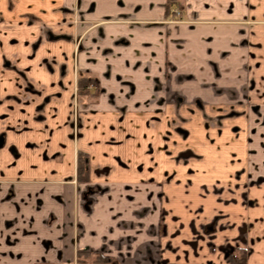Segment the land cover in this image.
<instances>
[{"label":"crops","instance_id":"1","mask_svg":"<svg viewBox=\"0 0 264 264\" xmlns=\"http://www.w3.org/2000/svg\"><path fill=\"white\" fill-rule=\"evenodd\" d=\"M76 2L0 0L18 69L39 65L25 49L42 25L75 35ZM80 3V77L93 79L80 104L72 69L28 72L38 93L19 103L11 96L25 78L0 63L1 169L41 187L69 178L77 251L110 258L78 264H232L238 247L245 264H264V182L250 169L262 139L251 128L264 123V0ZM63 45L73 67L74 42ZM79 152L88 181L77 179ZM44 198L13 226L36 228L40 209L39 224L55 225V201Z\"/></svg>","mask_w":264,"mask_h":264},{"label":"rangeland","instance_id":"2","mask_svg":"<svg viewBox=\"0 0 264 264\" xmlns=\"http://www.w3.org/2000/svg\"><path fill=\"white\" fill-rule=\"evenodd\" d=\"M8 1L11 3L9 6L11 8L13 0ZM58 8L62 11V13L66 9L64 6H60ZM73 10V22L75 24V27L77 25L75 35L70 36L67 31H59V28L54 27V25L44 24L40 27V33L38 37L32 41V46L30 44L29 49H25L27 54H29L31 58H35L36 61L38 60V66H34L33 64L29 65V67H32V70H24L22 68L18 69L17 65L10 61L11 59L9 57H11L13 53H11L12 49L10 48L11 46L9 45V43H13L15 41V38H17L15 34L16 31L13 29L10 30L7 24L0 23V63L1 65L5 66L4 68L6 70H11V72L19 73L25 78L21 83L22 91L20 92V95L15 94L16 96H11L13 98H16L19 103L26 101V95L29 96V94L24 93V91L38 93V89H36L37 85H32L34 83V75H28V72L58 73L63 75L73 71V79H75L74 81L76 82L74 88L77 91L76 100L78 98L75 106H77L81 102L80 95L85 94V90L82 88V85H90L91 87L92 84L88 83L87 85H85L82 82V78L80 77V72L82 71L79 58L82 41L80 27H78L81 21L80 0H77ZM3 12L4 11L0 9V20H6L7 22L8 18H6L2 14ZM64 20L65 18L62 17V21ZM65 39L73 40L74 42L73 67H71L72 65L68 64V59L70 61L71 58L69 57H71L72 52L70 51V49L67 51V49L64 48L63 42ZM47 40L48 46L47 49L44 50V45ZM47 50L53 51V53L46 52ZM1 65L0 78L2 73H4L3 67H1ZM60 83H64V81H61ZM9 89L11 88L9 87ZM77 120L78 119H75V121ZM257 120L259 121L256 124V128H251L252 140L256 139V137L257 139H259V135L262 139H259V143H261L259 146V153H257L258 148H256V146H251L250 157L254 156V162H251L250 159V169L252 168L253 171V181L257 184H263L264 129L260 130V128L261 126H264V123H262V116ZM74 123L77 126V123ZM74 135H77V133H75ZM5 145V134L0 132V264H78L81 263L79 261H86L90 263L97 261H109L110 258L103 257L100 252H88L81 254L79 253V251H77V233L79 232L78 230L80 225L77 222V218L75 216L76 211H74V208L76 207V202L79 198V195H77L75 188H72L73 186L68 184V181H70L68 180L69 178L66 177L62 180H55L53 181V183L45 185L47 187H41L42 184L32 182L31 180H25L22 178V176H14L15 178H12L11 175H8L9 172L5 171V173L3 169H1V160L3 158V155L1 158V150L5 148ZM251 163H254V165H251ZM1 172L3 173L1 174ZM78 177L79 175L77 170L78 182H82ZM56 181H59L60 183H57ZM39 196L46 197L47 199H49V202L50 198L55 201L57 207L53 205V207H55V210H53L52 208V210L50 211L51 221L55 220V225L39 224L43 216V213L41 214L42 209H40V214L33 215L36 217V228H30L29 230H26L25 228H23V225H21L22 222L20 223V225H18L17 228L14 227L13 224L15 221H17V214L22 213L23 216L26 211L28 212L31 206L34 204L32 203V201L34 200L35 202H37L36 200L37 198H39ZM68 203H71L68 207L72 208V213L71 215H69L70 217H72L73 215L72 220L70 218H67L65 214L67 207L66 205ZM44 209V212H46L47 209L45 208V206ZM10 213L15 215L13 217L8 216V214ZM46 215H48L49 217V214L46 213ZM22 216L18 217L23 221ZM2 221H4V224H1ZM248 229V227H245V229L242 230V237L248 235ZM260 230H262V228ZM248 239L249 238H247V241ZM224 248L229 250L233 247L226 246ZM246 251L247 249L244 247H238L236 249L234 248L233 251L231 250L230 257L232 260V264H245L247 254Z\"/></svg>","mask_w":264,"mask_h":264},{"label":"trees","instance_id":"3","mask_svg":"<svg viewBox=\"0 0 264 264\" xmlns=\"http://www.w3.org/2000/svg\"><path fill=\"white\" fill-rule=\"evenodd\" d=\"M178 0H170V2H177ZM177 9V8H176ZM93 79L84 78L82 82L87 85ZM86 87V86H85ZM78 175L80 181H88L89 180V170H88V155L83 152L78 153Z\"/></svg>","mask_w":264,"mask_h":264}]
</instances>
